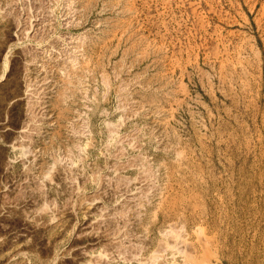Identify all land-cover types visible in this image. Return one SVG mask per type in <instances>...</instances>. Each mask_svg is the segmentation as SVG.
Segmentation results:
<instances>
[{"label":"rangeland","instance_id":"obj_1","mask_svg":"<svg viewBox=\"0 0 264 264\" xmlns=\"http://www.w3.org/2000/svg\"><path fill=\"white\" fill-rule=\"evenodd\" d=\"M0 243L264 264V0H0Z\"/></svg>","mask_w":264,"mask_h":264},{"label":"bare ground","instance_id":"obj_2","mask_svg":"<svg viewBox=\"0 0 264 264\" xmlns=\"http://www.w3.org/2000/svg\"><path fill=\"white\" fill-rule=\"evenodd\" d=\"M0 244H1V243H0ZM183 245H184V244H183ZM186 246H187V245H186ZM179 248H180V247H179ZM187 248H188V247H187ZM180 251H181V250H180ZM182 252H183V251H182ZM182 252H181V253H182ZM190 254H192V253H190ZM158 257H159V256H158ZM187 257H188V256H187Z\"/></svg>","mask_w":264,"mask_h":264}]
</instances>
